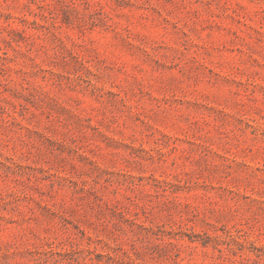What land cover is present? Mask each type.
<instances>
[{"label": "rangeland", "instance_id": "374dc122", "mask_svg": "<svg viewBox=\"0 0 264 264\" xmlns=\"http://www.w3.org/2000/svg\"><path fill=\"white\" fill-rule=\"evenodd\" d=\"M0 264H264V0H0Z\"/></svg>", "mask_w": 264, "mask_h": 264}]
</instances>
